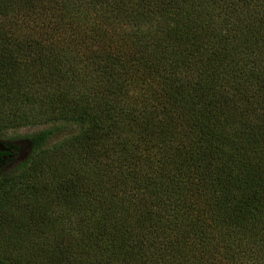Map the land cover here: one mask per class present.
<instances>
[{
  "label": "trees",
  "instance_id": "1",
  "mask_svg": "<svg viewBox=\"0 0 264 264\" xmlns=\"http://www.w3.org/2000/svg\"><path fill=\"white\" fill-rule=\"evenodd\" d=\"M0 264H264V0H0Z\"/></svg>",
  "mask_w": 264,
  "mask_h": 264
},
{
  "label": "rangeland",
  "instance_id": "2",
  "mask_svg": "<svg viewBox=\"0 0 264 264\" xmlns=\"http://www.w3.org/2000/svg\"><path fill=\"white\" fill-rule=\"evenodd\" d=\"M46 127V126H45ZM44 126H39V127H23V128H19L18 130H14L10 133V135H18V136H23V135H27V134H31V133H35L36 131H40L42 129L45 128ZM24 149L23 154H22V158H25L28 154V149L25 145H23Z\"/></svg>",
  "mask_w": 264,
  "mask_h": 264
}]
</instances>
